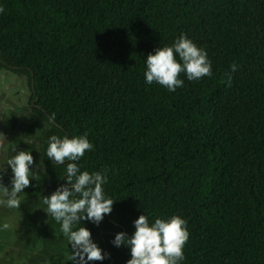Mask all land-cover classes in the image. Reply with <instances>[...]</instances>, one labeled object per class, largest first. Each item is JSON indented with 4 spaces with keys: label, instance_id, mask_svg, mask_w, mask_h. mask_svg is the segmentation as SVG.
<instances>
[{
    "label": "trees",
    "instance_id": "obj_1",
    "mask_svg": "<svg viewBox=\"0 0 264 264\" xmlns=\"http://www.w3.org/2000/svg\"><path fill=\"white\" fill-rule=\"evenodd\" d=\"M102 5L0 0V72L29 81L32 112L50 128L40 151L53 190L68 161L47 159L52 135H86L80 170L107 177L112 212L74 228L105 255L88 264H126L129 249L111 241L141 214L186 220L180 264H264V0ZM181 34L206 50L211 76L180 73L175 92L146 84V56ZM58 264L83 261L73 248Z\"/></svg>",
    "mask_w": 264,
    "mask_h": 264
},
{
    "label": "clouds",
    "instance_id": "obj_2",
    "mask_svg": "<svg viewBox=\"0 0 264 264\" xmlns=\"http://www.w3.org/2000/svg\"><path fill=\"white\" fill-rule=\"evenodd\" d=\"M145 65V83L150 85L156 82L169 92H175L183 86L184 81L178 78L180 73H184L189 81L212 74V64L206 50L198 48L184 34L171 46L158 47L149 53ZM231 70H236L235 64ZM228 80H231V76ZM47 145L45 155L52 165L68 163L64 170L65 183L44 197V204L47 205L45 212L60 223L61 232L78 251L83 264L102 261L105 255H102V250L92 240L91 232L85 226L73 230L75 224L85 220L99 225L104 216L113 210L114 200L107 198L103 191L107 177L100 172L80 170L78 162L93 145L86 135L71 138L52 135ZM36 166L32 151H16L7 161V167H10L12 173L10 186L5 185L0 176V204L8 208L19 205L18 194L37 179L34 170ZM186 225V220L178 215L168 219L157 218L149 223L148 217L141 214L133 221L134 232L131 235L118 232L111 243L114 247L124 246L129 249L130 258L126 264H180L184 259L183 247L189 238ZM2 227L7 228L8 225Z\"/></svg>",
    "mask_w": 264,
    "mask_h": 264
},
{
    "label": "rangeland",
    "instance_id": "obj_3",
    "mask_svg": "<svg viewBox=\"0 0 264 264\" xmlns=\"http://www.w3.org/2000/svg\"><path fill=\"white\" fill-rule=\"evenodd\" d=\"M115 0H101L106 7ZM31 90L27 78L0 72V176L10 186L7 161L16 151H32L36 180L18 194L19 205L0 204V264H58L72 260L73 247L61 225L45 212L44 197L54 190L42 162L40 148L49 131L30 109ZM7 224V228L2 226ZM75 225L73 227V230ZM40 252L39 256L36 253Z\"/></svg>",
    "mask_w": 264,
    "mask_h": 264
},
{
    "label": "flooded vegetation",
    "instance_id": "obj_4",
    "mask_svg": "<svg viewBox=\"0 0 264 264\" xmlns=\"http://www.w3.org/2000/svg\"><path fill=\"white\" fill-rule=\"evenodd\" d=\"M32 96V95H31ZM30 109H31V112H32V107H31V100H30ZM33 113V112H32ZM34 115V114H33ZM43 162V160H42ZM51 183V182H50Z\"/></svg>",
    "mask_w": 264,
    "mask_h": 264
},
{
    "label": "crops",
    "instance_id": "obj_5",
    "mask_svg": "<svg viewBox=\"0 0 264 264\" xmlns=\"http://www.w3.org/2000/svg\"><path fill=\"white\" fill-rule=\"evenodd\" d=\"M39 254H40V252H37V253H36V256H39Z\"/></svg>",
    "mask_w": 264,
    "mask_h": 264
}]
</instances>
